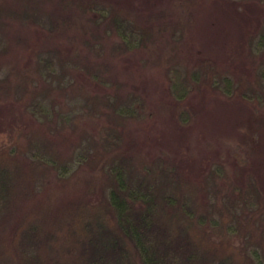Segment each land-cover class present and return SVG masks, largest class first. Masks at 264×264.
<instances>
[{
	"label": "trees",
	"instance_id": "trees-1",
	"mask_svg": "<svg viewBox=\"0 0 264 264\" xmlns=\"http://www.w3.org/2000/svg\"><path fill=\"white\" fill-rule=\"evenodd\" d=\"M102 2L0 0V41L7 39L0 65L13 51L18 59L26 54L9 64L0 94L45 117L20 143L0 148V264H264V183L252 172L236 179L218 165L199 176L173 157L150 155L109 123L86 150L67 159L53 151L79 133L64 135L48 120L42 90L53 50L62 40L75 46L89 33L103 35L107 25L117 31ZM176 18L147 12L140 36L123 38L168 74L174 97L219 88L233 101L264 102V67L232 77L211 57H199L181 71L175 64L182 40L173 37L185 19ZM65 116L57 117L66 124Z\"/></svg>",
	"mask_w": 264,
	"mask_h": 264
},
{
	"label": "rangeland",
	"instance_id": "rangeland-1",
	"mask_svg": "<svg viewBox=\"0 0 264 264\" xmlns=\"http://www.w3.org/2000/svg\"><path fill=\"white\" fill-rule=\"evenodd\" d=\"M102 1L103 14H112L120 28L107 25L103 35L89 33L75 46L62 40L53 50V71L42 90L48 120L64 135L79 132L70 146L54 145L53 151L67 159L76 149L86 150L109 123L150 155L173 157L199 176L219 165L236 179L252 172V179L264 183V102L233 101L219 88L178 100L168 74L146 64L142 50L123 40L140 36L143 14L163 9L174 21L179 14L185 19L173 37L182 40L175 64L181 71L196 66L199 57H211L227 75H256L264 67V0H187L188 9L183 0ZM30 28L39 37L36 25ZM0 43L6 46L7 39ZM13 52L2 57L0 78L11 62L26 56L22 52L18 59ZM62 113L66 124L57 117ZM44 118L39 109L32 113L0 94V148L20 143Z\"/></svg>",
	"mask_w": 264,
	"mask_h": 264
}]
</instances>
